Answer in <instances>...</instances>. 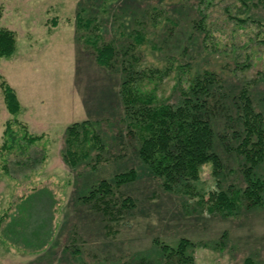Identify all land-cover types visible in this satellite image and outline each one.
<instances>
[{"label": "rangeland", "instance_id": "1", "mask_svg": "<svg viewBox=\"0 0 264 264\" xmlns=\"http://www.w3.org/2000/svg\"><path fill=\"white\" fill-rule=\"evenodd\" d=\"M233 2L0 0V28L16 36L14 54L0 59V79L16 93L23 109L18 119L30 134L44 135L43 142L28 150L34 158L43 154L36 166L14 165L21 160L17 150L1 154L0 168L6 163L10 176H0V264H157L159 245L173 249L181 239L192 243L187 251L195 264H242L247 257L264 264V210H243L231 218L207 211L219 188L243 187L238 159L218 147L225 165L221 180L205 165L199 173L200 196L166 191L137 159V141L119 98L123 61L136 71L155 72L140 83L172 105L180 99L175 86L183 75L177 67L184 66L182 78L203 70L218 73L227 93L248 87L255 109L264 113L259 76L264 73V46L237 47L247 42V31L231 33L233 22L226 21L225 6ZM198 10L205 11L207 23L224 27L215 34L221 39L220 52L206 49L203 35L194 28ZM77 14L91 21L88 31L76 33ZM249 14L264 23L262 8ZM134 32L143 35V43L133 42ZM92 34L101 43L115 44L112 69L98 66L80 39ZM10 118L0 90V148ZM85 120L96 123L104 148L100 159L93 151L90 160L72 170L61 157L65 129ZM216 127L223 130L219 114ZM130 169L137 179L118 190L134 202L127 211L104 217L82 198L98 181ZM11 222L21 230L18 240L24 247L3 239ZM44 227L49 237L43 236ZM9 234L16 237L14 231Z\"/></svg>", "mask_w": 264, "mask_h": 264}, {"label": "trees", "instance_id": "2", "mask_svg": "<svg viewBox=\"0 0 264 264\" xmlns=\"http://www.w3.org/2000/svg\"><path fill=\"white\" fill-rule=\"evenodd\" d=\"M203 2V0H202ZM252 8L264 10V0H234L225 6L226 21L233 22L232 35L236 29L247 31L244 45L264 46V23L253 18L249 13ZM235 11V12H234ZM200 19L194 28L203 35V45L210 52H220L222 45L217 32L223 33V26L207 23V14L198 10ZM78 15V14H77ZM76 33L83 29L88 31L91 21L76 17ZM250 34V35H249ZM94 35V37H92ZM80 39L88 47L95 62L103 69H112L118 50L114 43H101L97 35ZM133 42L143 43L140 32H134ZM245 40V41H246ZM234 46V45H233ZM16 49L15 33L0 28V59L11 57ZM127 54V52L125 53ZM123 79L120 84L119 98L124 113V121L130 134L137 141L135 151L139 162L148 174L161 181L163 189L173 193L200 196L199 186L201 168L209 165L211 175L216 181L225 174V165L218 153V147L233 154L239 163V174L243 187H229L215 191L207 206L211 214L223 218L236 217L243 210H264V113L255 109L248 87H241L238 92L227 93L225 81L218 73L210 70L185 76L184 66H178L182 75L175 86L179 93V102L175 105L159 98L154 90L143 88L141 79L151 78L155 72L136 71L132 64L121 62ZM124 66V67H123ZM242 65L241 68H248ZM185 72V73H184ZM264 82V73H260ZM150 81V80H149ZM0 90L8 114L11 116L4 124L3 141L0 157L4 153L17 150L21 160L13 163L20 167L36 166L44 160L30 156L29 148L44 141V135H32L25 122L18 119L22 107L15 91L4 78L0 79ZM216 114L223 118V130L216 127ZM96 123L85 120L69 125L65 129L62 161L69 168L76 169L91 158L97 151L96 160L100 159L104 143L97 133ZM25 156V157H24ZM2 174L10 176L8 166L0 168ZM137 179L135 171L114 175L110 180H100L90 186L82 197L104 217H112L117 212L127 211L133 205L130 198H122L118 190ZM51 197V193H48ZM42 212V209H39ZM28 211L25 217L29 219ZM9 223L5 228L3 239L22 245L18 240L21 230ZM27 231L26 227L24 231ZM50 230L47 228V231ZM14 231L16 237L9 232ZM43 236L46 233L44 227ZM24 247V246H23ZM192 246L187 240H180L173 249L159 245L160 262L157 264H195L188 253ZM242 264H260L252 257H247Z\"/></svg>", "mask_w": 264, "mask_h": 264}]
</instances>
